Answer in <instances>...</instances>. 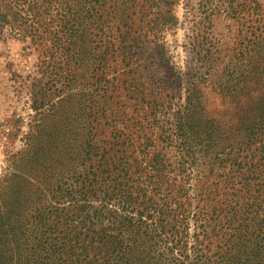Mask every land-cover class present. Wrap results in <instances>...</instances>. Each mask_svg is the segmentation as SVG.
Masks as SVG:
<instances>
[{
    "label": "trees",
    "instance_id": "1",
    "mask_svg": "<svg viewBox=\"0 0 264 264\" xmlns=\"http://www.w3.org/2000/svg\"><path fill=\"white\" fill-rule=\"evenodd\" d=\"M176 2L0 0V36L31 42L40 77L0 176V264H264V117L250 124L244 102L257 89L222 67L223 111L174 104L176 72L151 71L163 47L132 30L163 29Z\"/></svg>",
    "mask_w": 264,
    "mask_h": 264
},
{
    "label": "rangeland",
    "instance_id": "2",
    "mask_svg": "<svg viewBox=\"0 0 264 264\" xmlns=\"http://www.w3.org/2000/svg\"><path fill=\"white\" fill-rule=\"evenodd\" d=\"M168 9L163 29H132L148 34L143 39L148 53L159 52L158 46L166 53L163 62L157 60L151 71L161 72L162 67H167L177 74L173 85L165 86L164 97L176 98L175 104L180 96L183 99L188 93L195 95L203 112L211 117L226 107L216 91L225 67L232 74L231 79H237L233 85L239 81L245 89H257L244 93L248 122L257 124V119L264 117V108L260 106L263 111L257 114L249 104L264 95V0H177L163 12ZM172 16L173 27L169 24ZM253 41L263 47L258 53L247 55ZM37 60L38 54L28 39L0 36V176L7 167L8 155L23 147L22 138L32 115L24 84L40 78ZM214 65L217 71L212 73ZM261 103L264 105V96Z\"/></svg>",
    "mask_w": 264,
    "mask_h": 264
}]
</instances>
